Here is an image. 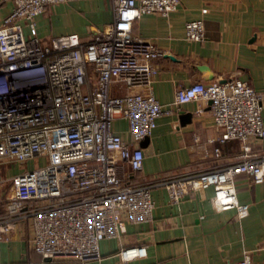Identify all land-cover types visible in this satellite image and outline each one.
Here are the masks:
<instances>
[{"label": "built area", "instance_id": "1", "mask_svg": "<svg viewBox=\"0 0 264 264\" xmlns=\"http://www.w3.org/2000/svg\"><path fill=\"white\" fill-rule=\"evenodd\" d=\"M32 1L42 9L68 0ZM111 3L112 22L90 38L68 32L41 43L32 12L24 8L27 34L12 15L0 23V160L45 158L11 176L0 241L16 220L29 219L32 246L43 260L100 259L101 237L118 235L126 222L150 220V189L156 183L164 185L171 203L179 202L187 186H211L217 209L235 207L243 216L248 204L237 200L235 176L244 172L254 182L264 178V153L252 150V140L264 136L262 92L236 76L194 81L179 86L174 96V104L210 100L216 139L240 143L235 162L160 180L132 181L119 174L122 162L133 172L140 170L143 152L137 143L150 136L163 111L152 89V59L165 50L134 34L132 24L142 13L168 14L179 0ZM184 32L188 40L203 39L202 20L186 21ZM117 117L126 120L129 141L113 131ZM214 152L218 155L219 147ZM118 254L123 260L144 256L145 245L124 246ZM237 264H252L248 251Z\"/></svg>", "mask_w": 264, "mask_h": 264}, {"label": "crops", "instance_id": "2", "mask_svg": "<svg viewBox=\"0 0 264 264\" xmlns=\"http://www.w3.org/2000/svg\"><path fill=\"white\" fill-rule=\"evenodd\" d=\"M29 1L0 0V23L12 15L27 34L24 8L32 12L42 39L68 32L90 38L113 20L111 0H68L42 9ZM197 18L203 22L204 37L188 40L184 24ZM132 31L165 50L152 59L156 66L152 89L163 111L147 140L137 143L143 152L140 170L133 172L122 162L117 167L119 174L132 181L160 180L235 162L240 143L234 138L216 139L219 130L208 102L192 99L174 104V96L179 86L194 81L236 76L262 92L264 125V0H179L176 9L166 15L140 14ZM111 126L129 141L124 118H115ZM215 147H219L218 155ZM252 150L264 153V136L252 140ZM13 174H0V214L12 196ZM235 187L238 202L248 204L243 216L237 215L235 207L217 209L211 186H187L179 202L171 203L164 185L154 184L150 220L126 222L118 235L101 237L102 257L96 260H43L31 243L30 220L18 219L8 238L0 241V264H237L243 251L249 252L252 264H264V178L254 182L242 172L235 176ZM139 244L145 245L144 256L127 260L119 256L121 247Z\"/></svg>", "mask_w": 264, "mask_h": 264}, {"label": "rangeland", "instance_id": "3", "mask_svg": "<svg viewBox=\"0 0 264 264\" xmlns=\"http://www.w3.org/2000/svg\"><path fill=\"white\" fill-rule=\"evenodd\" d=\"M41 43H44L48 38H40ZM45 162L43 157H32L25 160L2 159L0 160V174L2 176L10 173H18L24 169H30L41 165Z\"/></svg>", "mask_w": 264, "mask_h": 264}, {"label": "water", "instance_id": "4", "mask_svg": "<svg viewBox=\"0 0 264 264\" xmlns=\"http://www.w3.org/2000/svg\"><path fill=\"white\" fill-rule=\"evenodd\" d=\"M222 81H223V80H222ZM222 81H221V82H222ZM208 102H210V100H209ZM147 138H148V137H144L143 139H141V140H140V144H142L143 142H145V140H147ZM45 260H50V259L47 258V259H45Z\"/></svg>", "mask_w": 264, "mask_h": 264}]
</instances>
